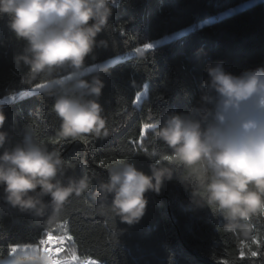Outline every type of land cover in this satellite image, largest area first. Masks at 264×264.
Segmentation results:
<instances>
[{
    "label": "clouds",
    "instance_id": "clouds-1",
    "mask_svg": "<svg viewBox=\"0 0 264 264\" xmlns=\"http://www.w3.org/2000/svg\"><path fill=\"white\" fill-rule=\"evenodd\" d=\"M116 0H0V19L24 42L14 56L16 69L26 67L23 82L53 98L52 111L59 119L56 136L63 141L112 134L100 101L109 70L107 61L89 66L87 58L107 39H97L109 29ZM95 71V74L92 72ZM208 78L186 112L171 111L146 124V133L165 146L149 152L150 172L132 161L116 159L105 168L106 179H96L98 206L134 225L149 204L148 192L160 193L165 182L178 178L191 189L190 201L210 207L223 218L222 228L232 233L240 247L259 246L264 240L253 223L264 216V65L239 74L223 61L205 66ZM91 75V79L87 78ZM7 115L0 103V187L13 208L36 217H47L49 242H62L52 230L73 197L84 196L93 186L88 162L80 158V173L59 148L37 139L35 129L25 128L21 141L12 144L5 129ZM45 197H50L46 200ZM36 243L11 245L0 253V264H87L70 248ZM243 257V251L240 252ZM252 256L257 252L253 251ZM239 257H234L235 261Z\"/></svg>",
    "mask_w": 264,
    "mask_h": 264
},
{
    "label": "trees",
    "instance_id": "trees-1",
    "mask_svg": "<svg viewBox=\"0 0 264 264\" xmlns=\"http://www.w3.org/2000/svg\"><path fill=\"white\" fill-rule=\"evenodd\" d=\"M175 35L136 53L146 43ZM97 39H107L108 46L94 50L87 58L89 66L134 51L102 73L100 101L112 134L63 141L56 136L59 119L52 111L53 98L40 92L18 96L38 82H23L27 68L16 69L13 58L22 52L24 42L8 28L6 16L0 19V99L14 97L3 104L11 143L22 140L26 127L33 128L38 140L50 149L59 148L69 159L74 167L69 174L78 175L79 160L85 158L94 177L89 192L70 200L52 230V235L70 239L62 255L75 248L80 257L100 264H264V240L259 246L240 247L222 228L223 218L210 207L191 203V189L176 177L166 181L160 193L146 194L147 212L134 225L106 213L94 195L96 179L107 178L105 165L110 161L132 160L150 172L152 161L145 150L160 152L165 146L144 126L157 111L161 116L188 111L208 78L209 62L223 61L235 74L264 65V0H119L113 5L109 29ZM46 219L13 208L0 187V253H7L11 245L46 240ZM253 223L264 235V216Z\"/></svg>",
    "mask_w": 264,
    "mask_h": 264
},
{
    "label": "rangeland",
    "instance_id": "rangeland-1",
    "mask_svg": "<svg viewBox=\"0 0 264 264\" xmlns=\"http://www.w3.org/2000/svg\"><path fill=\"white\" fill-rule=\"evenodd\" d=\"M118 1H119V0H116V3H117ZM251 3H252V2H251ZM240 7H242V6H240ZM178 35H179V34H178ZM176 36H177V35H175V36H169V37H167V38H165V39H163V40H159V41H157L156 43H153L152 45L155 46V45H157V44H159V43H161V42H163V41H166V40L172 39L173 37H176ZM145 50H147V49H145V48H140V51H136V53H142V52H144ZM133 53H134V51H131V52L127 53V54H124V55L117 56V57H115V58L109 59V60H107V62H108V64L115 63L116 61H119V60L125 59L126 57L132 55ZM36 92H39L37 85L34 86V87H32L31 89L27 90V91H22V92L18 93V96H21V95H22V96H24V95H29V94H33V93H36ZM12 100H14V97H13V96H11V97H5V98L0 99V103H2V104H6V103H8V102H11ZM53 236H55V235H53ZM60 237H62V242H61V243H57V242H48L47 245H43V246L50 247V248H52L53 250L59 248L61 251H60V253H58V255H62V251H63V249L65 248V246L67 245V243L70 241V239H69V237H68L67 235L60 236ZM87 261H93V260H87Z\"/></svg>",
    "mask_w": 264,
    "mask_h": 264
},
{
    "label": "snow or ice",
    "instance_id": "snow-or-ice-1",
    "mask_svg": "<svg viewBox=\"0 0 264 264\" xmlns=\"http://www.w3.org/2000/svg\"><path fill=\"white\" fill-rule=\"evenodd\" d=\"M143 47H144L145 49H151V48H153L154 46H153L151 43H146ZM136 51H140V49H136ZM139 95H140V94L137 95V97H136V101H135V102H138V101H139ZM144 127L146 128L147 125H145ZM143 135H144V133L142 132V133H141V139H143ZM100 163H101V165H103V164H104V161H100ZM48 242H49L48 239H46V240H41V241H40V243L43 244V245H47ZM46 247H47V246H46ZM87 264H97V262H95V261H87Z\"/></svg>",
    "mask_w": 264,
    "mask_h": 264
},
{
    "label": "bare ground",
    "instance_id": "bare-ground-1",
    "mask_svg": "<svg viewBox=\"0 0 264 264\" xmlns=\"http://www.w3.org/2000/svg\"><path fill=\"white\" fill-rule=\"evenodd\" d=\"M95 262H96V261H95ZM97 264H100V263L97 262Z\"/></svg>",
    "mask_w": 264,
    "mask_h": 264
}]
</instances>
